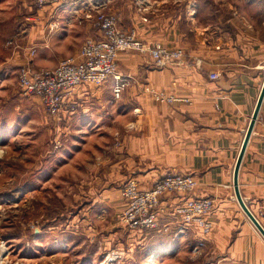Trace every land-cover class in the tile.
<instances>
[{"label": "crops", "instance_id": "0c3cea01", "mask_svg": "<svg viewBox=\"0 0 264 264\" xmlns=\"http://www.w3.org/2000/svg\"><path fill=\"white\" fill-rule=\"evenodd\" d=\"M105 3L75 0L59 11V61L77 56L88 37L100 34L79 19ZM106 9L118 16L120 28L136 30L149 44L181 47L187 56L182 65L160 69L149 55L122 53L118 68L128 86L119 104L111 82L70 95L76 119L86 115L93 130H108L103 134L111 136L96 145L104 147L103 174L112 181L137 179L145 189L169 173L194 176L193 195L216 202L206 243L211 259L264 264V237L240 206L234 186L236 163L264 86V0H112ZM212 73L220 78L212 80ZM145 85L190 102L155 103ZM111 148L119 151H105ZM238 181L247 207L264 228V100Z\"/></svg>", "mask_w": 264, "mask_h": 264}, {"label": "rangeland", "instance_id": "374dc122", "mask_svg": "<svg viewBox=\"0 0 264 264\" xmlns=\"http://www.w3.org/2000/svg\"><path fill=\"white\" fill-rule=\"evenodd\" d=\"M74 1L67 0V5ZM111 1L79 19L80 24L91 22L100 34L88 37L77 56L59 61V11L67 5L58 10L62 0L43 7L37 0H0V264H218L211 259L206 244L213 232L209 216L216 202L193 195L198 182L192 175L169 173L156 182L168 175L192 176L196 182L189 192H171L160 198V208L166 212L158 228L130 229L123 223L121 215L127 205L122 196L124 186L135 180L142 191H150L156 183L145 189L134 178L123 182L108 179L103 174L104 147L96 145H101L103 136H111L103 134L108 130H93V120L86 115L76 119L78 114L71 108L75 100L69 99L78 88L99 90L110 82L113 88L112 80L102 86L77 87L57 114L22 89L20 75L24 70L38 73L56 68L62 60L81 61V51L89 39L103 40L100 15L115 16L120 31L135 32L141 40L136 30L120 28L118 16L106 9ZM141 41L149 47L161 45L171 52H183L180 62L159 66L150 53L130 51L149 55L160 69L182 65L187 56L181 47ZM119 57L116 68L122 74ZM143 90L155 103L164 105L178 103L157 102L154 94L186 98L150 85ZM113 95L119 104L123 94L119 98ZM116 146L120 148L119 142ZM117 148L105 151L118 152ZM192 199L213 201L207 217L212 225L209 235L197 225L189 226L186 234L180 233L181 224L170 215L176 205ZM165 225L169 227L164 229Z\"/></svg>", "mask_w": 264, "mask_h": 264}, {"label": "built area", "instance_id": "2783aa9c", "mask_svg": "<svg viewBox=\"0 0 264 264\" xmlns=\"http://www.w3.org/2000/svg\"><path fill=\"white\" fill-rule=\"evenodd\" d=\"M40 7L56 3L57 0H37ZM62 0L60 6L67 5ZM100 28L103 33L102 41L89 39L82 51L81 61L72 59L61 61L52 70H42L32 73L24 70L20 75L22 89L26 95L39 97L45 107L52 114H57L70 93L77 87L92 84L102 86L113 81V92L119 98L126 87L128 79L117 72V59L124 52L150 53L159 66L178 63L184 57L181 50L168 51L161 45L149 47L138 39L135 32L125 33L117 27V18L113 15L99 16ZM212 80H218L220 75L212 73ZM157 102L183 103L190 102L189 98H181L164 93L154 94ZM196 185L192 176L168 175L150 191H142L137 181H129L122 189V196L127 205L122 213V221L130 229L158 228L160 219L166 211L160 208V198L171 192L186 193ZM213 210V201L210 199L186 200L174 207L172 215L181 226L180 233L186 234L188 227L197 225L204 235H209L212 225L207 217ZM164 226V229L168 228Z\"/></svg>", "mask_w": 264, "mask_h": 264}, {"label": "water", "instance_id": "95a60500", "mask_svg": "<svg viewBox=\"0 0 264 264\" xmlns=\"http://www.w3.org/2000/svg\"><path fill=\"white\" fill-rule=\"evenodd\" d=\"M263 100H264V86H263V89H262V92H261V95H260L256 110L254 112V115L252 117L251 123L249 125L248 131L246 133V137H245V140H244V143H243L239 158H238L237 163H236L235 174H234V186H235L236 197H237V200H238L240 206L242 207V209L246 213V215L249 217V219L252 221V223L255 225L257 230L264 237V228L260 224V222L257 220V218L253 215V213L250 211V209L247 207L243 197L241 196V193H240V190H239V181H238L240 167H241V164H242V161H243V158H244V155H245L249 140H250L251 135L253 133V130H254V127H255V124H256V121H257V118H258V115H259L260 108H261V105L263 103Z\"/></svg>", "mask_w": 264, "mask_h": 264}, {"label": "bare ground", "instance_id": "6f19581e", "mask_svg": "<svg viewBox=\"0 0 264 264\" xmlns=\"http://www.w3.org/2000/svg\"><path fill=\"white\" fill-rule=\"evenodd\" d=\"M5 252V249L2 250V253Z\"/></svg>", "mask_w": 264, "mask_h": 264}]
</instances>
